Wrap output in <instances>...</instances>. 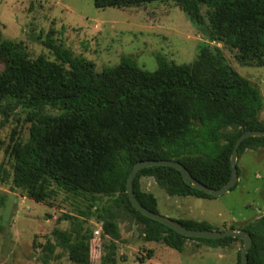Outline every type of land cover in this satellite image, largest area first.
Returning a JSON list of instances; mask_svg holds the SVG:
<instances>
[{
  "label": "trees",
  "instance_id": "trees-1",
  "mask_svg": "<svg viewBox=\"0 0 264 264\" xmlns=\"http://www.w3.org/2000/svg\"><path fill=\"white\" fill-rule=\"evenodd\" d=\"M93 1L98 8L174 1L210 41L235 49L242 65H264V0ZM42 42L54 59L45 54L32 58L22 41L3 38L0 31V128L16 107L27 112L24 120L30 123L28 138H18L15 128L6 149L14 187L37 202H49L61 191L86 202L77 215L62 214L71 227L53 229L56 242L40 246L43 261L48 263L61 246L72 262L92 263L85 224L94 195H122L102 223L100 264H117L120 219H135L143 225L147 241L178 250L188 239L212 247L243 243L233 236H184L138 211L126 192L130 171L144 159L178 160L195 178L219 188L230 178V158L239 136L246 130H264L260 90L227 62L222 50L202 43L197 57L181 64L158 53L154 71L123 55L117 64L99 71L93 60L56 42L52 32ZM263 147L264 136L247 137L238 157L247 149ZM1 169L4 181L9 172ZM142 177H153L170 195L214 197L187 183L174 167H144L134 178V192L156 212L158 200L142 188ZM175 220L191 229H215L205 219ZM238 228L252 237L248 264H264V215ZM236 264H241L240 252Z\"/></svg>",
  "mask_w": 264,
  "mask_h": 264
},
{
  "label": "rangeland",
  "instance_id": "rangeland-1",
  "mask_svg": "<svg viewBox=\"0 0 264 264\" xmlns=\"http://www.w3.org/2000/svg\"><path fill=\"white\" fill-rule=\"evenodd\" d=\"M0 31L3 38L22 41L32 58L45 54L54 59L42 42L52 32L56 42L93 60L99 71L114 66L123 55L134 57L149 71L157 69L158 53L175 63H190L201 44L208 43L222 50L227 62L257 86L264 100V65H242L235 49L210 41L204 29L197 27L174 1L98 8L93 0H0ZM26 115L22 107H16L0 128V167L9 172L8 178L0 180V264H76L61 246L45 263L40 246L56 242L53 229H70L71 221L63 219L62 214L77 215L86 202L63 191L49 202H37L12 183L6 149L15 128L18 138H28L30 123L25 122ZM260 118L264 121V105ZM237 162L236 186L218 197L170 195L153 177H142V188L154 194L158 212L165 216L205 219L215 229L224 224L223 229L231 225L238 228L264 215V147L247 149ZM2 175L1 169L0 178ZM121 197L94 195L91 199V216L85 224L90 229L91 264L101 262V244L105 241L101 239L102 223ZM116 241L117 264H236L243 246L238 240L229 246L212 247L188 239L183 250H178L161 241H147L143 225L135 219L119 220Z\"/></svg>",
  "mask_w": 264,
  "mask_h": 264
},
{
  "label": "water",
  "instance_id": "water-1",
  "mask_svg": "<svg viewBox=\"0 0 264 264\" xmlns=\"http://www.w3.org/2000/svg\"><path fill=\"white\" fill-rule=\"evenodd\" d=\"M250 136H264V130H246L244 131L236 141L234 146L233 152L231 154L230 163H231V175L229 180L221 187L214 188L210 187L207 184L201 182L197 178H195L186 168V166L178 160L174 159H144L137 161L132 170L130 171L128 178H127V186L126 192L128 197L132 203V205L140 211L145 216L157 220L166 226L174 229L178 233L187 236V237H203V238H223L227 236L239 237L243 240V246L240 250V261L241 264H248V250L251 247L253 241L251 235L243 229L236 228V227H229L226 229H191L183 226L177 220L165 216L159 212L153 211L143 205L135 195L134 192V185L133 181L138 172L148 166H158V165H167L178 169L183 179L191 184L194 188L202 190L208 194H211L214 197H218L224 194L226 191L231 189L238 181L239 174H238V149L241 142Z\"/></svg>",
  "mask_w": 264,
  "mask_h": 264
}]
</instances>
